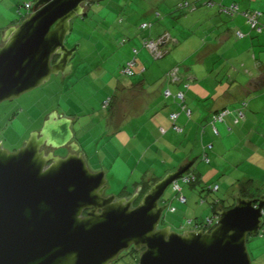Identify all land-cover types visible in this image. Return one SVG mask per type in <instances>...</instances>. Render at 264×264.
I'll list each match as a JSON object with an SVG mask.
<instances>
[{"label": "rangeland", "instance_id": "rangeland-1", "mask_svg": "<svg viewBox=\"0 0 264 264\" xmlns=\"http://www.w3.org/2000/svg\"><path fill=\"white\" fill-rule=\"evenodd\" d=\"M36 1L0 0V33L20 25L27 13L25 4L34 5ZM186 1L193 6L190 0H92L85 5L88 16L73 19L71 33L66 39L70 48L80 45L71 60L72 72L65 77L54 75L32 92L0 105V142L4 148L9 151L21 148L33 133L41 130L46 118L54 112L64 114L66 118L72 117L75 120L74 142L84 154L89 169L105 172L108 181L105 195H115L118 199L123 197V193L134 195L140 191L141 187L135 186L142 181L162 179L176 171L187 158V153L194 152L198 157L201 155L188 172L195 174L198 180L191 184L179 180L188 203L175 200L178 193L172 186L162 199V202L169 199V205L176 212L167 210L160 227L170 226L178 233L195 227L186 224L189 219L204 222L213 217L210 204L213 200H222L226 206L232 205L238 193L234 187L238 180H253L252 194L259 197L264 194V87L251 88L246 93L242 90L250 80L264 73V32L247 26L242 32L248 31L249 37L246 34V38H238L233 30L226 35L222 23L216 26V18L201 24L203 17L195 14L198 11H202V14L212 12L218 10L217 7L209 9L200 6L193 11L181 10L179 5ZM151 2L161 16L168 14L167 20L158 25L164 18H155V29L140 31L141 34L146 32L147 38H151L158 28L165 27L173 36L171 41L176 39L179 43L170 41L164 46L162 51L167 54L160 59L148 49L143 54L139 52L136 75L127 77L121 71L133 56L126 51L130 41L125 45H121V41L123 38L129 40V36L134 37L135 31L130 27L123 33L126 15L132 12L136 16L134 19H140L145 9H151ZM121 17L125 19L123 24L119 23ZM231 18L226 17V20L232 21ZM261 25L264 29V22ZM224 36L228 37L226 45L221 43ZM201 54L212 56L200 58ZM177 67L182 78L191 85L196 78L195 83L198 82L203 88L198 96L192 95L190 99L186 96V105L200 112L199 117L190 119L191 124L202 121L190 135V143L184 140L188 131L175 132L173 123L168 119L165 129L159 130L161 134L158 130L151 129L150 132V126L143 125L155 117L151 108L156 104L154 98L158 95L150 97L141 94L134 97L129 105L127 98H122V92H117L118 85L136 83L142 78L148 79L151 84L157 81V85L163 84L166 79L168 81L166 75L171 68ZM143 69L146 70L144 73L141 72ZM236 83L239 91L234 88ZM149 86L145 89L148 92L151 89ZM228 86L232 88L229 90ZM165 99L158 100L160 112L167 108L163 104ZM244 101L248 104L245 119L236 124L233 117L228 116L224 122H217L220 136L214 137L210 123L213 113L209 115L208 122L205 119L208 112L215 108L227 109L234 116ZM229 126L231 130H228ZM120 130L127 131L133 138L130 145L123 147L117 139L115 134ZM137 134L140 135L137 137ZM208 138L215 146L214 151H209L214 153L211 165L203 160L204 153L200 154L201 141L207 142ZM218 139L223 140L224 147L221 149L217 147ZM183 143L184 147L179 149ZM145 152L148 153L147 157ZM255 153L260 158H250ZM216 157L222 165L214 164ZM217 185L220 190L210 191ZM202 198L205 202H202ZM262 221L259 234L248 237L247 241L252 264H264V211ZM139 257L140 253L132 247L122 252L112 264H138Z\"/></svg>", "mask_w": 264, "mask_h": 264}, {"label": "water", "instance_id": "water-1", "mask_svg": "<svg viewBox=\"0 0 264 264\" xmlns=\"http://www.w3.org/2000/svg\"><path fill=\"white\" fill-rule=\"evenodd\" d=\"M91 1L37 0L29 17L3 32L0 105L72 72L80 45L70 48L66 39ZM72 123L54 112L21 148L9 151L0 142V264H112L132 247L138 264H252L247 241L262 228L264 194L236 193L234 206L217 209L209 230L160 227L166 191L199 157L158 180L135 205L139 190L119 199L105 195L106 174L89 169ZM59 150L69 153L55 155Z\"/></svg>", "mask_w": 264, "mask_h": 264}, {"label": "crops", "instance_id": "crops-1", "mask_svg": "<svg viewBox=\"0 0 264 264\" xmlns=\"http://www.w3.org/2000/svg\"><path fill=\"white\" fill-rule=\"evenodd\" d=\"M190 1L192 3H194L193 6H195V9L198 8V7H200V6H204L206 8H209L208 6H206L207 0H190ZM212 1H214L215 4H214V6L210 7L209 9H212L214 7H217L218 10H214L215 12L214 11H212V12H205L204 14H202V11H198L195 14L196 15L197 14H200L199 17H203L202 20L200 19V23L201 24H203L205 20H212L213 18H216V21H214L215 24H216V26H218L219 23H222V26L226 28V35H228L229 33H231L232 30H233V32L236 31V35H237L238 32L243 33L244 34V37L242 39L246 38L247 35H248V37L251 36L248 33V31H244L245 33L242 32L243 30H246L247 26H249V24L247 23L246 18L243 15L244 12H250V13L251 12H253V13L254 12H258L260 14L259 15V23L260 24L261 23L263 24V22H264V9H263V7H264V0H222L220 2H219V0H212ZM181 2H183V1H181ZM233 4H235V5L238 6V10L236 11V13L229 15V14H225V13H223L221 11L222 10L221 9V6L229 7V6L233 5ZM154 6L155 5H153V3L151 2V9L150 8L145 9L146 11L142 14L141 18H143V19L146 18V20L140 21L141 18L140 19H134L136 17L135 14H132V12L127 13V15H126V26H123V28H122L123 33L126 32L130 27H131V29L133 31H135V36L134 37L129 36L128 37L129 40L126 39V38H123V40L124 39L126 40V43L128 41H130L129 44H128V46H127V48H126L127 49L126 51H127V54L128 55H131L132 54L131 56H133V58L131 56H128V57H131V59H129L128 61H130L132 59H136L137 65H136L135 69L138 67V59H137V56H138L139 52H141L143 54L144 51H145V49H146L145 46H144V43L142 41L149 39V38H147V37H149L148 34H145L146 32L143 33V34H141V32H143V31H149V30H152L153 31V28L155 27V21H154V19L157 18V17H162L163 16L159 20H161V19L164 18V20H161V23H159L158 25H161L162 23H165L166 20H167V17L166 16L168 14L161 16L160 12ZM195 9H193V10H195ZM193 10H190V11H193ZM225 15H227V16H225ZM226 17H232L231 18L232 21H227L226 20ZM123 19L124 18L121 17L119 19V23H121V24H123V22L125 23V19L124 20ZM143 23H149V24L151 23L152 26H151V28H148L147 30H142V29L140 30V26ZM261 27H262V25H261ZM263 32H264V29H262L261 33H263ZM133 34H134V32H133ZM166 34H168L169 37L167 36V42L165 43L164 46H167L171 42H173V44L179 43L176 39H174L173 41H171V39L173 38V36L169 34V31L167 29H165V27L158 28V30L155 31L154 36L151 35L152 36L151 39H161L164 36H166ZM189 40H187L186 42H188ZM126 43H124V44H126ZM221 43L224 44V45H226L228 43V37L227 36H224L223 39H222V41H221ZM121 45H123V44H121ZM166 54H167V52H165L164 56ZM211 56L212 55H210V54L209 55L201 54V57L200 58H202V57H211ZM177 68H179V67H177ZM174 69H176V68H174ZM174 69L171 68V71L174 70ZM145 71L146 70L143 69L141 72L144 73ZM179 73H180V70H179ZM168 74L166 75V78H168ZM135 75H136V73H135ZM180 75H181V73H180ZM183 76H186V75L183 73ZM147 80L148 79L142 78V79L138 80L136 83L127 82V83H124L122 85H118L117 92H119V91L122 92V94H121L122 98L123 97L124 98L126 97L127 98L126 100L129 101L128 102L129 105L132 102V100H133L134 97L140 96L141 94H144V95L150 96V97L153 96V95H155V96L158 95L157 98H154V99H156V101H155L156 104L151 108V111L153 110L154 114H156L155 117H154V118H156V121H153L155 119L152 118L151 120H149V122L143 123V125L146 124V126H150V127H148L150 132H151V129L152 130H156V131L158 130L159 131V130H162V128L165 129L164 126H165V123L168 122V120L170 122H172L171 119H170V116H171L172 113H179V117H178V120H177V125L182 129V132H180V133H183L184 130H185V133L188 131V134H185L186 136H185V139L184 140H186L187 142L190 143V140H191V138H190L191 136L190 135L193 134V130H195V129L197 130V128H199V125H200V123L202 121L199 124H197V123L191 124L190 119H195L196 116L199 117L200 116V112L194 111V109L191 110L187 106L192 111L191 116L188 117L186 115V113H184L182 111V109L180 108L179 102L175 99L174 96H176V94L181 90L182 85H180V84H173V83H171L169 81V79H168V81L166 79V82L164 81V83L163 84H160V85L159 84L157 85V83H159V81H157L156 83H152L151 84L150 81H147ZM182 80H184V82H185L186 79L183 78ZM193 81H194V83L192 85L190 83L191 86L189 87V89L187 90L188 92L186 93L187 94L186 96H189V99L192 98V95L193 96H198L200 93L203 92V88L201 87V85L198 84V82L195 83V81H197V79L195 78ZM147 85L148 86L150 85L149 87L151 88L149 90V92L145 90ZM256 87H259V88H263L264 87V73H261L257 77H255L253 80H250V82L247 84V86L243 87L242 90L245 91V93H246L251 88L252 89H255ZM231 88L232 87H229L228 86V89L229 90ZM234 88H235V90L239 91V86L237 85V83L234 84ZM166 90H169L171 92V95L168 96V97L164 95V92ZM254 91H256V90H254ZM169 97H171V98H169ZM159 98H161V99L162 98L163 99L166 98L164 100L163 104H164V107L166 106L167 108L164 111H162V112L159 111V107H160L159 101H158ZM132 104H134V103H132ZM157 105H159V106H157ZM247 106H248V104H247ZM219 110H222V109H217V108L212 109L211 111L208 112V116L205 119L208 120V122H209V118H210L209 115H211L212 113L214 115L215 113L219 112ZM159 114H161L162 116H159ZM62 115L64 117H66L64 114H62ZM228 116H232L233 119H234V123H235V118H234L235 116H233L231 114L228 115ZM227 117L224 118L223 122L225 121V119ZM67 118H69V119L72 120V122H73L72 123V130L74 131L75 130V120L72 117H67ZM179 121H180V123H178ZM236 124H239V122L236 123ZM138 125H141V124L139 123ZM203 128H205V127H203ZM217 130H218V128H217ZM228 130H231V126H229ZM159 133L161 134V131H159ZM212 133H213V136L214 137L215 136H217V137L220 136V131L219 130H218V134H215L214 133V130L212 131ZM75 134L76 133L74 131V135ZM115 135H116L117 139L121 141V144H122L123 147H126V146L130 145L132 143V141H133V138L128 134L127 131H121L120 130ZM139 135L140 134H137V137ZM186 141H185V143H186ZM210 144H211L212 147L211 148H208L210 146ZM201 145H202L201 146L202 151H201L200 154L204 153V154H206L208 156L209 159L211 158L210 163H209L211 165L213 163L214 153H212V152L210 153L209 151H212V150L214 151V148H215L214 143L210 142L209 141V138H208L207 139V142H205V140H202L201 141ZM183 147H184V143L182 144V146L179 147V149H181ZM204 147H207V149L205 150ZM217 147H219V149H221V148L224 147L223 146V140H220V139L217 140ZM159 152H160V150H159ZM147 156H148V153L145 152V157H147ZM200 156L201 155H199V158H200ZM193 157H198V156L194 152L187 153V158L183 161V163L181 165L187 163ZM254 157H259L260 158L259 154H256V153L255 154H252L250 158L253 159ZM148 158L151 159V156H149ZM216 163H217L218 166L222 165L221 160L220 159L218 160L217 157H216V160H215V163L214 164H216ZM149 180H151V179H149ZM238 181H236V183L234 184V187H235L236 191H237V187H238V185H237L238 184ZM125 195H127V194H125V193L122 194L123 197H125ZM187 203H188V199H187ZM199 229H201V228L200 227L198 228V227L195 226L191 230H199Z\"/></svg>", "mask_w": 264, "mask_h": 264}, {"label": "built area", "instance_id": "built-area-1", "mask_svg": "<svg viewBox=\"0 0 264 264\" xmlns=\"http://www.w3.org/2000/svg\"><path fill=\"white\" fill-rule=\"evenodd\" d=\"M222 1V0H219V2ZM214 1L212 0H207L206 2V5L208 7H212L214 6ZM33 3H27L25 4V11L27 12L26 15H24V18H27L30 16V14L33 12ZM179 8L181 10H193L195 9V6H191L188 2H185L183 4H180L179 5ZM221 11L225 14H234L236 13V11L238 10V6L233 4L229 7H225V6H221ZM244 17L246 18L247 20V23L249 24L250 26V29L252 30H257L259 32L262 31V28L260 26V23H259V13L258 12H254V13H250V12H244L243 13ZM151 24L149 23H143L141 26H140V29L142 30H147L148 28H151ZM237 36L240 37V38H243L244 37V34L241 33V32H238L237 33ZM160 41L161 39H147V40H144L143 43H144V46L146 49H148L150 52H152V54L160 59L162 57H164V52L162 51V49H159L158 46L160 44ZM137 65V61L136 59H132L130 61H128L124 67L122 68V74L127 76V77H133L135 75V67ZM168 79L171 83L173 84H182V88L181 90L176 94L175 96V99L179 102V105L182 109V111L184 113H186V115L188 117L191 116V113L192 111L185 105V100H186V91L189 89L190 87V82H187L185 80H182L183 78L181 77L180 73H179V68H176L174 70H172L169 74H168ZM164 95L165 96H170L171 95V92L169 90H166L164 92ZM247 108V103L246 102H243L241 108H239L237 110L236 113H234V118H235V123H238L240 122L241 120H244L245 119V110ZM232 114L229 110L225 109V110H222L220 112H218L217 114H214L213 117H212V121L210 122L213 126V130H214V133L215 134H218V130L216 128V123L217 122H223L224 118L227 117L228 115ZM178 117H179V113H172L171 116H170V119L171 121L173 122V130L177 133H180L182 132V129L177 125V120H178ZM212 146L210 145L208 148H211ZM203 160L206 162V163H210V159L208 158V156L206 154H204L203 156ZM179 180H182L183 183L185 184H191L193 182L196 181V176L195 174H192V173H187L186 175H184L183 177H181ZM179 180H177L174 184H173V189L179 193V196L177 198L178 201H180L181 203H186L187 201V198L184 196V194H182V187L180 186L179 184ZM219 190V186H215L214 188L211 189V191L213 192H216ZM168 210H170V212H174L176 209L175 208H171L170 205H169V208ZM218 217L214 214L213 217H209L207 218V220H205L204 222V226L202 227L203 230H209L217 221ZM190 223V221H189Z\"/></svg>", "mask_w": 264, "mask_h": 264}, {"label": "trees", "instance_id": "trees-1", "mask_svg": "<svg viewBox=\"0 0 264 264\" xmlns=\"http://www.w3.org/2000/svg\"><path fill=\"white\" fill-rule=\"evenodd\" d=\"M87 16H88V12H87V14L84 17H87ZM0 34H3V31ZM124 43H126V40L125 39L122 41L121 44L125 45ZM114 99L112 100V102L115 101ZM185 105H186V100H185ZM204 149L206 150L207 147H204ZM158 180H160V179H157V178L155 179L154 178V179H151V180H148V181H142V182H140V183H138L136 185V187H139L140 186L141 187V190H140V195H139V197L137 198V200L135 202V205H137L139 203V201L149 191V189L152 187V185L154 183H156ZM197 180L198 179H197V176H196V181ZM237 185H238L237 191L241 193L242 197H244V198H258L259 197V195L252 194V190H253V180H248V181H241V180H239ZM210 191H211V189H210ZM132 195H133V193H129V194L125 195V196L130 197ZM178 196H179V193L175 197V200H177ZM169 201H170L169 199L164 200V202H166V203H168ZM202 202H205V200H203V198H202ZM186 203H187V201H186ZM186 203H183V204H186ZM210 204H211L212 211H213V214H214V213H216L217 209H219V208H223V209H230V208H232L234 206V204H235V200H234V203L232 205H230V206H226L225 203H224V201H222V200H213L212 202H210ZM170 207L171 208H174L173 206H170ZM175 212H176V210L174 212H171V213H175ZM189 221H190V223H189ZM204 222H199L196 219H189L186 222V224L187 225H195L196 227H198V228L200 227L202 229V227L204 226Z\"/></svg>", "mask_w": 264, "mask_h": 264}, {"label": "flooded vegetation", "instance_id": "flooded-vegetation-1", "mask_svg": "<svg viewBox=\"0 0 264 264\" xmlns=\"http://www.w3.org/2000/svg\"><path fill=\"white\" fill-rule=\"evenodd\" d=\"M42 149H44L46 152H49L51 149H49V148H46V147H43ZM64 151V152H63ZM69 153V151L68 150H62V151H56L55 152V155H59V156H61V157H65L67 154Z\"/></svg>", "mask_w": 264, "mask_h": 264}]
</instances>
